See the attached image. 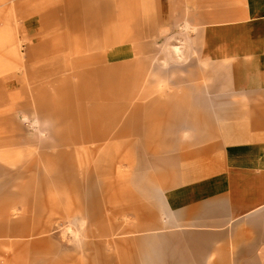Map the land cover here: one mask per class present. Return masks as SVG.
I'll return each mask as SVG.
<instances>
[{"label": "rangeland", "instance_id": "1", "mask_svg": "<svg viewBox=\"0 0 264 264\" xmlns=\"http://www.w3.org/2000/svg\"><path fill=\"white\" fill-rule=\"evenodd\" d=\"M129 1L124 20L114 0H0V264H141V238L173 241L165 192L214 136L203 31L239 0H179L168 33L150 0ZM74 7L111 21L57 40ZM254 239H215L216 263Z\"/></svg>", "mask_w": 264, "mask_h": 264}, {"label": "crops", "instance_id": "2", "mask_svg": "<svg viewBox=\"0 0 264 264\" xmlns=\"http://www.w3.org/2000/svg\"><path fill=\"white\" fill-rule=\"evenodd\" d=\"M116 1L127 20L130 1ZM150 5L157 29L170 32L181 2L150 0ZM236 6L228 18L207 25L202 36L205 106L213 118L214 136L208 148L179 162L176 187L165 192L176 229L169 235L173 243L141 238V264H217L216 255L223 250L211 245L217 238L237 234L255 236L252 249L239 247L245 256L257 251L244 260L241 252L238 264H264V0H239ZM110 21L108 13L89 16L74 7L66 15L67 31L54 36L80 39L91 28L105 30ZM71 49H80L78 42ZM18 52L9 58L15 60ZM180 123L177 114L169 127ZM7 186L0 182V194ZM148 190L143 193H154L152 186Z\"/></svg>", "mask_w": 264, "mask_h": 264}]
</instances>
